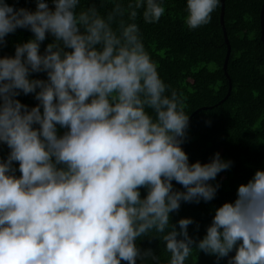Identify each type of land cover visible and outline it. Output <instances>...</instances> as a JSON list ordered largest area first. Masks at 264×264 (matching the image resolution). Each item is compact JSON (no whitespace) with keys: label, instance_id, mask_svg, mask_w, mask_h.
<instances>
[{"label":"clouds","instance_id":"1","mask_svg":"<svg viewBox=\"0 0 264 264\" xmlns=\"http://www.w3.org/2000/svg\"><path fill=\"white\" fill-rule=\"evenodd\" d=\"M218 3L187 0L188 29ZM51 5L0 0V49L17 29L32 33L0 56V264H188L194 252L264 264V170L215 209L203 238L189 235L192 218L171 222L182 203L213 201L233 162L184 150L187 97L161 77L138 23H158L163 0ZM145 237L164 243L161 256L138 246Z\"/></svg>","mask_w":264,"mask_h":264},{"label":"trees","instance_id":"2","mask_svg":"<svg viewBox=\"0 0 264 264\" xmlns=\"http://www.w3.org/2000/svg\"><path fill=\"white\" fill-rule=\"evenodd\" d=\"M263 1L224 0L223 22L230 46L226 72L223 62L227 46L220 25V0L211 22L195 30H189L184 22L187 0H163L166 11L158 23L145 24L142 18L138 21L146 49L157 62L161 77L187 97L190 126L183 147L190 161L206 163L219 152L224 160L233 162L212 182L221 185L213 201L182 203L180 210L171 214L173 224L181 218L194 220L188 229L193 238H203L215 209L234 201L239 185L246 183L256 170H264V43L260 39ZM7 2L17 9L36 8V0ZM48 2L52 6L51 0ZM30 38L31 32L17 29L6 38L7 46L0 49V56L14 55L15 45ZM50 42L49 36L41 51ZM37 78L44 77L40 74ZM18 99L29 106L38 103L33 95L21 94ZM201 107L207 108L192 115ZM8 153L7 146L0 145V158L6 159ZM174 186L183 190L175 182ZM142 195H146L143 189ZM137 243L141 249H152L157 256L163 254L164 243L159 239L145 237ZM188 264H217V259L194 252ZM218 264H228L227 258Z\"/></svg>","mask_w":264,"mask_h":264},{"label":"water","instance_id":"3","mask_svg":"<svg viewBox=\"0 0 264 264\" xmlns=\"http://www.w3.org/2000/svg\"><path fill=\"white\" fill-rule=\"evenodd\" d=\"M220 25H221V28H222V33H223V36H224V41H225V44L227 46V52H226V55H225V58H224V62H223V70L224 72H226V63H227V60H228V56H229V51H230V46H229V42H228V38H227V35H226V30H225V27H224V22H223V15H224V0H220ZM263 12H264V1L261 5V10H260V39L261 41L264 43V16H263ZM230 88H231V85H230V81H229V88H228V93L230 91ZM227 93V95H228ZM226 95V96H227ZM226 96L222 99L224 100L226 98ZM219 101V102H222ZM207 107H201V108H198L196 109L192 115L194 113H196L197 111H199L200 109H205Z\"/></svg>","mask_w":264,"mask_h":264}]
</instances>
